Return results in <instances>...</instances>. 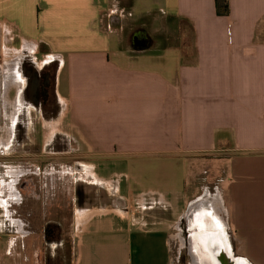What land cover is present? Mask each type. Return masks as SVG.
Masks as SVG:
<instances>
[{
    "label": "crops",
    "instance_id": "0c3cea01",
    "mask_svg": "<svg viewBox=\"0 0 264 264\" xmlns=\"http://www.w3.org/2000/svg\"><path fill=\"white\" fill-rule=\"evenodd\" d=\"M215 1L0 0V152L38 146L37 125L44 146L58 134L72 149L68 162L10 168L0 264L34 231L13 206L47 215L48 189L60 184L58 199L70 183L77 194L81 173L124 205L75 211L67 264H179L172 241L203 230L237 260L264 264V0H228V16ZM138 31L150 42L143 50L130 45ZM25 58L36 71L57 62L61 112L45 122L27 107L14 146ZM28 173L40 208L37 194L22 199L15 187ZM198 211L205 229L192 222ZM57 224L42 229L50 264H64L52 256L64 239Z\"/></svg>",
    "mask_w": 264,
    "mask_h": 264
},
{
    "label": "rangeland",
    "instance_id": "374dc122",
    "mask_svg": "<svg viewBox=\"0 0 264 264\" xmlns=\"http://www.w3.org/2000/svg\"><path fill=\"white\" fill-rule=\"evenodd\" d=\"M130 45H134L132 41V37L130 38ZM33 119V127L36 121ZM69 118L66 126L68 127L69 123ZM32 122V120H31ZM37 123V122H36ZM6 138V135H3ZM32 136V142L34 141L37 143L38 147H43L44 142L46 140V134L45 130H42L38 127L34 129L33 135ZM29 141V140H28ZM50 141V139H49ZM48 143V142H47ZM30 152L24 151V150H10L9 152H0V194H2V199L6 200L7 195H8V184L11 183V180L14 179L12 175H9V170L10 168H13V166L16 167V170L19 169H29L30 165L34 166L39 165L41 161L43 160H50L52 161H47L48 164L51 162L58 161L56 158H60V156L54 155L53 152H46V153H39L36 156H28ZM71 155L65 151L64 156L62 157L65 159V162H68L67 160H71ZM87 157H85L86 159ZM86 161V160H84ZM43 161L42 163H44ZM34 169V167H32ZM31 176V175H30ZM30 176H24L20 179L17 185V189H19L22 199H25L26 197H29V194L32 193V195H40L39 194V188L38 184L35 180V178L30 177ZM35 180V181H34ZM67 180V178H66ZM69 182L71 181L68 179ZM91 180L90 178L81 173V180L79 182L78 186V192L77 194L74 192L72 193L71 191V184H65L62 189V200L61 197L58 199L55 198V194H59L61 191V185L56 184L57 186L53 190H49L47 192V196L49 197L48 199V208H47V215L43 214H37V215H32L31 218L25 214L26 209L24 208V204L21 206L14 205L12 210H16L18 214V218L20 219H25L28 221V223H31V227L34 230L32 233L33 235L28 240L29 246L26 247V250L23 248L22 245V239L18 240V246L14 247L12 249V258L11 260L8 261L7 264H24L23 263V256H30L32 257V261H30L31 264H46V258L50 256L51 251L49 247L46 246L45 244V239L43 237V232L42 229L44 226H47V222L51 220H55L60 226L63 228V243L61 247H58V249L54 250V254L52 253V256H59L60 259H63V263L67 264L68 260L71 257V245H70V239L68 237V230L70 229V225L72 224L74 220V214L75 211L78 210H84V209H89L92 208L94 205L95 206H113V207H122L124 205V201L120 200L118 198L114 197H108V193H106L102 188L99 186H94L91 185ZM25 185H28L25 187ZM68 185V186H67ZM153 185V184H152ZM64 192V193H63ZM60 195V194H59ZM38 200L35 201V205L37 207H42L43 203L41 204V199L39 196L37 197ZM33 200V199H32ZM43 201V199H42ZM46 220V221H44ZM29 223V224H30ZM57 224V225H58ZM38 230V232H37ZM66 232V233H65ZM224 232V231H223ZM65 233V234H64ZM226 232H224V237L227 239L228 236L230 235H225ZM230 239V238H229ZM190 242H189V233H184L182 236V240H173L172 241V255L173 259L175 262L179 264H194L193 260L194 258H197L198 256L201 258V253H200V247L195 248V250L199 251V253L193 252V256L190 253ZM199 248V249H198ZM232 248H229V250ZM196 251V252H197ZM57 258L56 260H58ZM199 259V258H198ZM28 264V263H27ZM49 264V263H48Z\"/></svg>",
    "mask_w": 264,
    "mask_h": 264
},
{
    "label": "flooded vegetation",
    "instance_id": "af4514ba",
    "mask_svg": "<svg viewBox=\"0 0 264 264\" xmlns=\"http://www.w3.org/2000/svg\"><path fill=\"white\" fill-rule=\"evenodd\" d=\"M136 37L140 41L145 40L146 44L149 45L150 42L143 32L138 31L132 36L133 44ZM24 65V68H22V72L26 79V87L22 96V99L24 100V102L22 103L24 105V107H22V110H24V113L21 114L17 121L15 134L16 142L14 146H19L25 139L23 120L25 119V112L27 110V107L33 108L34 116L41 117L45 122H55L61 112V105L55 96V75L58 66L57 62L53 61L50 63H46L39 71H36L29 64L28 58L24 59ZM62 141V138L59 137L58 134H55L50 138L49 143L46 144L44 148L32 145L29 149L24 151L30 152L28 156L31 157L36 156L41 152H55L54 155L56 154V156H60V158H56V160H62L65 151H67L69 154H72L70 144L63 143ZM48 161H52V159ZM29 175L32 176L34 174L28 173L26 176ZM55 230H57L56 225L50 224L48 227V231L54 238H56L57 236ZM50 259V256L46 258V264H50Z\"/></svg>",
    "mask_w": 264,
    "mask_h": 264
},
{
    "label": "water",
    "instance_id": "95a60500",
    "mask_svg": "<svg viewBox=\"0 0 264 264\" xmlns=\"http://www.w3.org/2000/svg\"><path fill=\"white\" fill-rule=\"evenodd\" d=\"M145 40H138L136 37L134 46L139 50H143L146 47ZM200 224V223H199ZM205 229L207 227L205 222H201L198 225ZM198 246L200 247V253L203 261L206 264H245L237 260L230 252L225 242L221 239V236L211 233L209 231H199L197 233Z\"/></svg>",
    "mask_w": 264,
    "mask_h": 264
},
{
    "label": "bare ground",
    "instance_id": "6f19581e",
    "mask_svg": "<svg viewBox=\"0 0 264 264\" xmlns=\"http://www.w3.org/2000/svg\"><path fill=\"white\" fill-rule=\"evenodd\" d=\"M193 218L194 220H192V222H198V224L200 223L201 219H204L206 221V224L210 223L212 224L211 222H208V220H206L205 218L206 215L205 213L201 212V211H198L197 213L193 214ZM196 234V233H195ZM197 245V246H196ZM198 241L195 240V242L193 240H190V253L193 255V252L195 251V253H199V251L195 250V248L197 249L198 246ZM199 249V248H198ZM197 251V252H196ZM194 256V255H193ZM195 257V256H194ZM199 258V259H198ZM193 260V263L194 264H206L205 263V260L203 261L202 257L200 258L199 256L197 258H194L192 259Z\"/></svg>",
    "mask_w": 264,
    "mask_h": 264
},
{
    "label": "trees",
    "instance_id": "16d2710c",
    "mask_svg": "<svg viewBox=\"0 0 264 264\" xmlns=\"http://www.w3.org/2000/svg\"><path fill=\"white\" fill-rule=\"evenodd\" d=\"M215 7L218 16H228L230 13L228 0H216Z\"/></svg>",
    "mask_w": 264,
    "mask_h": 264
}]
</instances>
